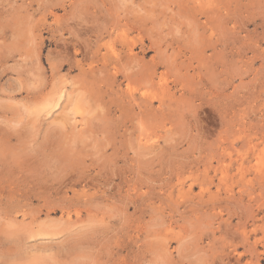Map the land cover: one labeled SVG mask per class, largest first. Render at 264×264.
<instances>
[{
    "label": "rangeland",
    "instance_id": "rangeland-1",
    "mask_svg": "<svg viewBox=\"0 0 264 264\" xmlns=\"http://www.w3.org/2000/svg\"><path fill=\"white\" fill-rule=\"evenodd\" d=\"M0 264H264V0H0Z\"/></svg>",
    "mask_w": 264,
    "mask_h": 264
},
{
    "label": "bare ground",
    "instance_id": "bare-ground-1",
    "mask_svg": "<svg viewBox=\"0 0 264 264\" xmlns=\"http://www.w3.org/2000/svg\"><path fill=\"white\" fill-rule=\"evenodd\" d=\"M144 1V0H143ZM101 2V1H100ZM223 2H224V0H223ZM208 6V5H207ZM86 7V6H85ZM205 11V10H204ZM215 11V10H214ZM206 13V12H205ZM144 14V13H143ZM160 15V14H159ZM170 19V18H169ZM191 21V20H190ZM95 24V23H94ZM78 25V24H77ZM216 25V24H215ZM113 27V26H112ZM228 31V30H227ZM121 35H124V34H121ZM187 35V34H186ZM197 35V34H196ZM188 36V35H187ZM123 41V40H122ZM127 41V40H126ZM130 42V41H129ZM126 43V42H125ZM122 44H123V42H122ZM135 44V43H134ZM110 45H113V44H110ZM114 46V45H113ZM68 49V48H67ZM132 49V48H131ZM122 50V49H121ZM119 51V50H118ZM166 51V50H165ZM68 52V51H67ZM117 53V52H116ZM97 55V54H96ZM113 55V54H112ZM107 56V55H106ZM115 56H118L117 54L115 55ZM103 57V56H102ZM107 57H109V56H107ZM106 57V58H107ZM104 58V57H103ZM163 58H165V57H163ZM116 59V58H115ZM111 60V59H110ZM123 60V59H122ZM101 61V60H100ZM115 61V60H114ZM120 61V60H119ZM165 61V60H164ZM212 61V60H211ZM218 61V60H217ZM106 63V62H105ZM128 64V63H127ZM130 64V63H129ZM108 65V64H107ZM116 67V66H115ZM114 67V68H115ZM104 68V67H103ZM91 69V68H90ZM92 69H93V67H92ZM119 69V68H118ZM155 72V71H154ZM116 73V72H115ZM127 73V72H126ZM132 73V72H131ZM117 74V73H116ZM116 74H115V76H116ZM157 74V73H156ZM134 75V74H133ZM142 75V74H141ZM135 76V75H134ZM138 76V75H137ZM154 76V75H153ZM139 77H141L140 75H139ZM150 77V76H149ZM162 78V77H161ZM131 79V78H130ZM129 80V79H128ZM162 80H163V78H162ZM160 83V82H159ZM167 83V82H166ZM130 86V85H129ZM164 86V85H163ZM160 87H161V85H160ZM130 88V87H129ZM136 91V90H135ZM128 93V92H127ZM154 93V92H153ZM155 93H156V91H155ZM157 93H159L158 92V90H157ZM93 95V94H92ZM127 95H129V93L127 94ZM159 96V95H158ZM143 97V96H142ZM131 98H132V96H131ZM147 98H148V96H147ZM116 99V98H115ZM151 99V98H150ZM157 99V98H156ZM158 99H160L159 97H158ZM131 100V99H130ZM161 100V99H160ZM148 102V101H147ZM152 102V101H151ZM123 104V103H122ZM143 105V104H142ZM96 118V117H95ZM133 122V121H132ZM141 132V131H140ZM148 139H149V137H148ZM150 155V154H149ZM163 158V157H162ZM137 159H138V157H137ZM136 162H137V160H136ZM139 169V168H138ZM107 170V169H106ZM140 170V169H139ZM38 175V174H37ZM36 175V176H37ZM42 180V179H41ZM143 183V182H142ZM63 220V219H62ZM223 222V221H222ZM241 238V237H240ZM156 243V242H155ZM243 243V242H242ZM211 254V253H210ZM218 256V255H217Z\"/></svg>",
    "mask_w": 264,
    "mask_h": 264
}]
</instances>
